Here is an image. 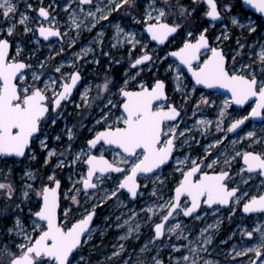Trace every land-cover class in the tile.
<instances>
[{"label":"snow or ice","instance_id":"6c2138e0","mask_svg":"<svg viewBox=\"0 0 264 264\" xmlns=\"http://www.w3.org/2000/svg\"><path fill=\"white\" fill-rule=\"evenodd\" d=\"M39 2L43 5V0ZM20 3L21 0H0V156L36 161L37 154L32 144L34 140L39 141L41 152H46L42 157L44 167L53 166L55 157L54 168L68 170L66 179L71 183V188L67 192L72 193L68 200L78 206L77 211L84 208V212L79 218L76 215L69 217L72 209L65 208L61 215L63 188L61 178H57L55 171L50 175L41 174L40 168L29 165L22 169L21 179L24 182L18 189L8 179L11 176V168H8L5 180L0 181V192L12 203L0 208V264H91V260L86 258L85 246H92L93 233L99 228L94 224V218L98 217L97 208L113 198L119 201L121 196H142L141 189H147L148 185L141 184L140 179L152 181L151 196L155 201L152 206L141 209L147 216L146 222H149L152 234L139 249V255L146 256V259H137L135 264H165L161 258V248L164 246L162 238L168 240L167 247L171 253H181L175 257L170 254L167 264H218L204 259L201 253L208 252V246L212 243L209 230L217 227L219 221L208 224L198 236L189 239L181 223L173 224L170 217L181 213L191 217L202 204L215 206L217 210L221 206H229V218L237 209L242 214L264 215V132L258 135L254 130H248L244 136H239L237 131H244L242 126L250 118L264 121V43L253 45L237 39V49L244 50L243 54L231 48L226 52L225 47L221 46L223 40L229 38V24L255 33L257 27L264 32V23L257 26L250 19L247 25L241 23L233 15V5L228 0H191V5L182 0H150L142 17L150 42L166 45V42L178 40L175 50L166 52L165 57L158 54L154 57L153 50L147 44L136 39L134 32H126L119 24L115 25L113 37L117 43L111 47L116 48L117 44L123 42L131 49L137 46L142 49V54L131 63L132 69L145 65V62L155 67L156 61H165L168 55L177 57L180 63L175 68L169 64L165 71L174 72V92L180 95V104L168 102L163 79L154 78L150 87L140 83L138 90H129V81H134L135 75L126 73L128 78L118 82L106 70L102 82L94 85L95 96H90L93 86L85 85L83 92H79L80 103L75 105L77 109H98L89 112V117L94 121L93 126L87 129L90 138L85 139L78 151L74 150L73 144L81 128L87 125L82 120L71 127L65 123L61 135L67 137L69 143L58 152L55 147L49 146L48 137L52 134L47 132V128L56 126L58 120H66V107L74 103L73 92L78 91V83L82 82L80 67L74 60L71 63L74 70L63 73L61 69L64 65L60 63L54 68L56 73H60L59 77L47 75L51 71L48 63L54 57L33 59L36 50L30 48L29 44L39 45L41 37L47 41L50 37L63 39L67 35L62 34L54 15L60 5L49 4L33 9L31 3L23 0L24 8L21 10ZM73 3L76 4L75 8L72 7ZM201 3L206 5V10L197 16L201 9L196 5ZM244 3L256 13L264 15V0H244ZM109 4L111 7L105 5L101 8L93 5L92 0H65L63 11L68 14L66 27L75 29L79 35L80 30H91L100 20H107L113 11L121 8H128L140 15L136 11L139 0H109ZM84 5L89 6L88 11H85ZM93 7L94 11L91 10ZM30 10L38 12V18L47 22V26L44 22L29 26L32 19L28 15ZM225 18L228 22H225ZM206 19L222 24L219 35L213 36L209 27L203 26ZM29 35L35 38L34 41L27 38ZM103 35V32H98L95 40L101 46V56L119 63L116 57L104 51ZM210 36L215 46L210 43ZM75 43V39L69 41L70 46ZM63 51L61 47L60 52ZM95 51L91 47L81 49L84 55L92 53V63L100 65ZM238 56L240 60H237ZM245 57L248 58L247 63L243 62ZM82 58L81 54H76V60ZM180 65L187 67L196 84L208 88L219 86L230 91L231 97L222 102L215 123L204 118L195 120L191 127L184 123L182 113L186 115L184 105L189 100V92L188 86L184 85L185 77ZM46 75L47 80L42 79ZM251 97L257 100L246 115L236 118L227 112L231 103L244 105ZM213 104L215 101L202 96L194 102L193 116L201 106ZM226 120L228 123L225 126ZM213 123L216 133L220 135L212 136V143L204 149L203 156L193 159L185 155L181 151L184 145L191 147L190 140L199 143L192 135L193 131L206 136ZM230 133L246 141L247 147H238L237 140L229 139ZM61 135H55L53 139L60 141ZM112 146L121 151H114ZM110 150L114 152L111 160L105 155ZM171 161L175 162L173 171L179 173V178L174 182L175 187L169 188L166 198L159 193L166 186L168 178H162L159 173L165 167H171ZM114 174L119 175L111 179ZM253 177L259 178L255 194H251L255 184L249 183ZM106 181L110 182V188L104 189L99 196H90V192L101 193L100 186ZM63 194L67 196V193ZM81 195L85 197L83 203L78 199ZM185 196L188 199L182 201L181 198ZM33 197L35 211L30 206ZM16 199H19L18 203ZM89 199L97 201L90 209L85 207ZM25 207L28 208L27 213L24 212ZM157 210L164 214L159 215ZM154 215L160 222L152 220ZM136 216L137 213L132 211L123 224L118 222L121 217H116V228L127 226L120 240L126 241L134 233L139 239L141 225L136 223L133 227L132 224V218ZM195 218L200 219V216L196 215ZM254 233L255 242L250 241V247H241L239 251L234 248L233 251L235 256L251 253L255 259H250L249 264H264V223L256 224L251 231L243 228V234L249 238H253ZM173 234L177 241L186 240L187 244L173 243ZM149 245L155 249V255H150L152 249ZM113 247L112 257H120L125 251L124 244ZM182 250L187 254H183ZM112 257L107 259L111 261ZM123 264H130V261ZM229 264H234V261Z\"/></svg>","mask_w":264,"mask_h":264},{"label":"rangeland","instance_id":"374dc122","mask_svg":"<svg viewBox=\"0 0 264 264\" xmlns=\"http://www.w3.org/2000/svg\"><path fill=\"white\" fill-rule=\"evenodd\" d=\"M27 2L33 5V9H38L40 6L47 7L49 4H59L60 6L56 8L54 13L58 20L57 26L60 27L62 34L67 33L63 39L52 38V40L49 42H46L44 39H40L39 45L30 43L29 47L36 50L33 59L39 58L43 60L45 57L50 55L54 57V60H50L48 63V68L51 69V71H49L47 74L53 78L60 76V73L55 72V66L63 63L64 67L61 69V71L63 73H68L74 70L71 67V63L75 60L77 66L80 67L81 75L83 77L81 86L78 88V91L76 90V94L72 97L74 103H69L66 107V120H58L56 126H49L47 128V132L52 134L48 137V143L50 147H55L58 152L67 147L69 141L67 140V137L61 135L62 131L64 130L65 123L71 127L73 124H77L78 121L82 120L83 124L87 125L86 128H81L78 138L73 144L74 150L78 151L80 147L83 146L85 139L90 138L87 129L93 126L94 121L89 117V112H96L98 109H77L75 105L80 103L79 92H83L85 85L93 86V91L90 93V96H95L94 85L102 82V78L106 70H108L109 74L118 82H122L123 79L128 78L126 73L135 75V80L129 81L130 90H138L140 83H144L150 87L154 81V78L163 79L166 82V88L168 90V102H176L178 105L180 104L181 97L178 93L174 92V72L165 71L169 64H172L173 68H175V66L179 64L177 60L168 55L165 61H156L155 67L148 65L146 62L145 65L147 66L140 65L137 66L136 69H132L130 65L136 57L142 54V49L139 46H137L135 49H131L126 43L123 42L117 44L116 48L111 47L112 44L117 43L113 37L115 36V25L119 24L120 27L124 28L126 32H134L136 34V39L142 40L145 44H147L148 48L153 50L154 57L156 54L160 55L161 57H165L166 52L169 53L171 49H175V45L178 40L167 43L166 46H159L155 42H150V36H148L144 31L146 22L142 19V17L150 0H139L138 7L136 9V11L140 13L139 16H137L128 8H121L113 11L107 20H100L96 24V27L91 28V30H80L79 35H77L75 29L69 30L68 27H66L68 23V14L63 11L65 0H43V5L40 4L39 0H27ZM182 2L191 5V0H182ZM228 2L233 5V15H236L237 18L240 19L241 23L247 25L249 19L255 21L257 26L261 23H264V19H262L260 16L257 17L258 15L254 14L252 11L243 7L242 8L245 9L244 11L238 7L234 8V0H228ZM92 3L93 5L99 6L101 8L105 7V5L111 7L109 0H92ZM72 7L75 8L76 4L73 3ZM83 7L85 8V11L89 10V6L84 5ZM196 7L201 9V12H198L197 16L202 15V12L206 10V5L203 3L196 5ZM20 8L21 10L24 8L23 0H21ZM91 10L94 11L95 8L93 7ZM246 10L250 12H247ZM28 15L32 18L29 26L38 25L41 22H44L42 18H38V12L34 10H30ZM206 22L207 23L203 26L209 27L210 33L213 36L220 34V30L222 28V24L220 22H212L208 19H206ZM225 22H228L227 18H225ZM44 23L45 26H47V22ZM213 23L214 27L212 26ZM19 30L22 31V28ZM98 32L104 33L102 37L104 51L109 52L111 56L116 57L120 61L119 63L109 61L108 57L101 56L99 51L101 46L95 43ZM228 35L229 38L227 40H223L221 44L222 47H225L226 52L228 48H231L241 51L243 54L244 50L237 49V39H239L241 42L246 41L253 45L257 43H264V32H261L259 27H257V31L255 33H250L246 29H240L229 24ZM27 38L30 41H34L35 39L31 35H29ZM73 39H75L76 43L70 46L69 41ZM211 43H213V46H215V42L212 39ZM61 47L64 48L63 52H60ZM87 47H91L96 50L95 58L100 60V65H95L92 63V53H88L87 55L81 53V49ZM246 50H248L247 45ZM57 53H59V55H57ZM78 53L83 56V58L80 60H76V54ZM231 54L234 53H230L229 55ZM237 60H240V56L237 57ZM243 62L247 63L248 58L245 57ZM229 65H231L230 59ZM180 67L185 77L184 85L188 86L187 91L189 92V100L187 104L184 105L186 115L182 113V115H184V123L188 127H191L195 120L200 118L209 119L215 123V120L218 117L219 107L222 106V102L225 99H230L231 96H229L227 93L224 94L219 90L211 91L207 88L204 89L197 87L194 80H192L188 75L186 69L181 65ZM237 67H239V64H237ZM150 68L151 70H149ZM136 73H139V75H136ZM47 75L43 76L42 79L47 80ZM28 79L29 83H31L30 75L28 76ZM202 96L208 97L209 99L215 101V104L211 106H201V109L197 110L195 116H193L194 102L198 101ZM254 105L255 101L248 103L245 108L235 106L233 103H231L227 108V112L232 113L234 117L238 118L239 115H246ZM214 123L210 127L209 134L206 136H201L198 131L194 130L192 135L195 136L199 143H193L190 140L189 143L191 144V147L184 145L181 151H183L185 155L191 156L193 159H196L198 156H203L204 149L212 143V136L220 135V133H216ZM227 123L228 121L226 120L225 126ZM243 129L244 131H239V136H244L248 130H254L259 135L264 132V121H249V123ZM55 135H61V140L56 141L53 139ZM228 135L230 140L235 139L238 141V147H247V142L239 140V137L236 134L230 133ZM41 139H43V137H41ZM112 147L114 151H121L120 149L115 148V146ZM32 149L36 151V161L25 160L24 158H14V160H12L0 156V181L5 180L8 168H11V176L8 177V179H11L17 185L18 189L24 182L21 179L23 176L22 169H26L29 165L40 168L41 174L50 175L52 174V171H55L57 178H61L63 184V193H67V196L62 193L63 202L61 206V215L63 214V209L71 208L72 210L69 212V217L76 215L79 218V216L84 212V208H80L79 211H77L78 206L73 205L71 201L68 200V197L72 194L67 192V190L71 188V183L66 179L68 170L55 169V157H53L52 160L53 166L44 167L42 157L46 155V152H41L39 141L34 140ZM212 151L214 152L215 149ZM113 154L114 152L112 150L105 152V155L110 160L113 158ZM170 164L172 165L171 167H165L162 173H159L162 178L164 176H167L168 178L165 181L166 186L162 192L159 193L163 194L166 198L169 195V188H174V182L179 178V173L173 171L175 162L171 161ZM117 175L119 174H114L111 179H115ZM140 182L141 184H147L148 187L147 189H141L143 195L138 197L136 200L133 201L130 196H121L119 201L113 198L112 200H108L106 203L97 208L98 217L95 218L94 224L99 226V228L93 233L92 246H85L86 258L91 260V264H123L124 261H130V264H135L137 259H146V256L139 255V249L143 247L148 238L151 236L152 229L149 227V222H146L147 216L145 212H142L141 209H146L147 207L152 206L155 198L151 196L152 181L140 179ZM249 183L255 184V187L251 190V194H255L256 191H258L259 178L253 177V180L249 181ZM100 187L101 193L90 192V196L101 195L104 189L111 187V184L109 181H106L105 184L101 185ZM78 199H80L83 203L85 197L81 195L78 197ZM187 199L188 198H184L183 201H186ZM34 201L35 197H33V203L30 204L33 211L36 210ZM15 202L18 203L19 199H16ZM96 202V199H89L85 207L90 209L91 205ZM10 203H12V201L6 200L4 194L0 192V208ZM27 211L28 208L25 207L24 212L27 213ZM132 211L137 213V216L132 218L133 227L136 223H140L141 225L139 239H136V235L134 233L133 236L128 240H120L119 237L125 234L127 231V226H124L120 229L116 228V217L120 216L121 219L118 222L123 224V221L131 216ZM157 212L159 215L164 214L160 210H157ZM196 215H199L200 219H196ZM229 215L228 207L221 206L220 209L217 210L215 206L210 208L202 206V208L199 209L196 214L189 218L183 216L181 213L180 215H176L174 218L170 217V220L173 224L177 222L181 223L182 227L185 229L184 234L188 236L189 239H194L196 236H198L200 230L205 228L208 224H216L217 221H219L217 227L209 230L210 234H212V243L208 246V252H202L201 256H203L204 259L216 261L218 264H229V262L232 261H234V264H249L250 259H255L251 253H249L247 256H235L233 249L235 248L237 251H239L241 247H250V241L253 243L255 242L256 234L254 233L253 238H249L243 234V228L246 227L248 231H251L256 224L264 223V215L255 213L249 216L247 214H242L240 209H237L236 213L232 215L231 218H229ZM152 220L156 223L160 222L158 217L155 215L152 216ZM107 225L111 226L109 227ZM162 239L164 240V246L161 248V258L164 259L165 264H167L168 256L170 254L175 257L181 253H171L170 249L167 247L168 240L166 238ZM172 242L177 244H187L186 240L177 241L175 234L172 236ZM119 244H124L125 251L121 253L120 257H112V251L114 250L113 246ZM149 248L152 249L150 255H155L156 253L153 246L149 245ZM182 252L183 254H187V252L184 250H182ZM109 257H112L111 261L107 259Z\"/></svg>","mask_w":264,"mask_h":264},{"label":"water","instance_id":"95a60500","mask_svg":"<svg viewBox=\"0 0 264 264\" xmlns=\"http://www.w3.org/2000/svg\"><path fill=\"white\" fill-rule=\"evenodd\" d=\"M240 2H241V5H242L243 8H246V9L252 11L254 14H257V15L260 16L262 19H264V15H262V14H260V13H256L255 10L251 8V6H249L248 4L244 3V0H240ZM208 20L211 21L210 19H208ZM144 31L146 32V27H145ZM146 34H147V33H146ZM147 35H148V34H147ZM52 38H59V37H50L49 40H47L46 42L51 41ZM40 39H43V38L41 37ZM169 39H171V37H170ZM152 42H154V41H152ZM155 43H156L157 45H159V46H166L165 44H159L158 42H155ZM167 43H168V42H166V44H167ZM210 43H211V37H210ZM212 44H213V43H212ZM174 50H175V49H171L170 52H172V51H174ZM170 52H169V53H170ZM171 57H172V56H171ZM173 58L179 62V60H178L177 57H173ZM145 63H146V62H145ZM179 63H180V62H179ZM181 66H183V67L186 69V71H187V67H186V66H184V65H181ZM187 73H188V75L191 77V79L194 80V78H192V76H191V73L188 72V71H187ZM81 77H82V75H81ZM82 78H83V77H82ZM82 82H83V81H82ZM82 82L78 83L77 88L81 86ZM194 82H195V80H194ZM195 84H196V83H195ZM196 86L199 87V88H204V89L207 88V89H209V90H211V91L219 90V91H221L222 93H224V94L227 93L229 96H231V93H230V91H229L228 89H224V88H221V87H219V86H216V87H213V88H208L207 86H205V85H201V84H196ZM129 90H130V89H129ZM75 91H76V90H74L73 95L76 93ZM165 91H166V93H167V97H168V90H167V88L165 89ZM73 95H72V97H73ZM256 100H257L256 97H251V98H249V100H248L244 105H236L234 102H233V104H234L235 106H240V107H242V108H245L246 105H248V103H251V102H253V101H255V103H256ZM249 121L260 122L261 120H260V118H255V119L250 118ZM249 121H246V122H245V125H243L242 128H245V126L249 123ZM237 131L239 132V130H237ZM231 134H235V133H231ZM19 158H22V157H19ZM121 167H123V165H122ZM61 182H62V181H61ZM137 198H138V197H137ZM137 198H132V197H131V199H132L133 201L136 200ZM184 198H187V197H186V196H185V197H182V198H181L182 201L184 200ZM62 201H63V200H62V197H61V206H62ZM203 205H205V204H202L201 207H202ZM205 206H207V205H205ZM207 207L210 208V207H213V206H207ZM223 207H229V206H223ZM198 211H199V209L197 210V212H198ZM253 214H254V213H252V214H247V215L250 216V215H253ZM187 218H189V217H187ZM94 222H95V218H94Z\"/></svg>","mask_w":264,"mask_h":264},{"label":"trees","instance_id":"16d2710c","mask_svg":"<svg viewBox=\"0 0 264 264\" xmlns=\"http://www.w3.org/2000/svg\"><path fill=\"white\" fill-rule=\"evenodd\" d=\"M234 8H236V7H238V8H240V9H242V11H244L245 9H243L242 8V5H241V2H240V0H234ZM247 11V10H246ZM247 12H250V11H247ZM257 17H259V16H257ZM207 22H206V20L204 21V23H203V25L204 24H206Z\"/></svg>","mask_w":264,"mask_h":264},{"label":"flooded vegetation","instance_id":"af4514ba","mask_svg":"<svg viewBox=\"0 0 264 264\" xmlns=\"http://www.w3.org/2000/svg\"><path fill=\"white\" fill-rule=\"evenodd\" d=\"M78 88H79V87H78ZM75 92H76V91H75ZM75 94H76V93H75ZM75 94H74V95H75ZM74 95H73V96H74ZM32 145H33V144H32ZM16 158H18V159H22V158H19V157H16ZM9 159L14 160L13 158H9ZM62 187H63V184H62ZM62 202H63V201H62ZM203 206H205V205H203ZM206 207H207V206H206ZM201 208H202V207H201ZM201 208H200V209H201ZM207 208H208V207H207ZM254 214H255V213H254ZM250 216H251V215H250Z\"/></svg>","mask_w":264,"mask_h":264}]
</instances>
